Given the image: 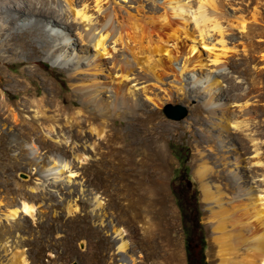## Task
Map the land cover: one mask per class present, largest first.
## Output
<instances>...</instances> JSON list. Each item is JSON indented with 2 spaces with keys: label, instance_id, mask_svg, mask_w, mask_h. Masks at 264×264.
Instances as JSON below:
<instances>
[{
  "label": "rangeland",
  "instance_id": "obj_1",
  "mask_svg": "<svg viewBox=\"0 0 264 264\" xmlns=\"http://www.w3.org/2000/svg\"><path fill=\"white\" fill-rule=\"evenodd\" d=\"M166 1L156 0V3L164 7ZM185 1L192 5L188 11L199 8V0ZM218 1L228 14L224 24H238L243 18L241 14L245 21H253V15L260 11L264 25V6L261 7L264 0ZM113 2L127 17L135 11L130 5L142 4L125 0ZM91 4L95 5V0H91ZM163 10L150 9L148 16H159ZM92 11L96 12L97 8ZM237 30L240 29L236 27ZM170 32L171 28L159 25L152 34L157 46L164 38L169 40L166 44L172 49V58L167 52L155 54L168 65L166 81L157 82L152 74L148 76L151 80L136 88L143 103L136 112L149 116L157 110L159 114L156 118L147 117L144 129L136 133L129 130L120 143L127 145L134 136L143 135L145 128L162 130V123L168 124L163 141L169 159L164 167L165 186L161 190L156 186L155 177H122L118 149L106 144V134L100 135L90 126L70 128L68 120L72 115L69 119H56L52 125L33 123V110L15 117L22 93L5 86L6 80L2 78L10 110L0 113L1 264H6L15 252L21 253L29 264H188L192 250L188 240L195 243L198 238L204 241L207 264L221 263L220 246L215 240L219 233L210 221L197 175V169L206 161L214 166V182L227 177L228 168L218 157L225 151L219 149L215 137L221 134V128L213 132L211 140L207 139L208 130L217 119H213L204 99L192 96L189 72L182 70L180 60L191 55L182 41L187 40L185 33L180 31L176 38H170ZM253 34L252 39H244L241 34L234 36L228 32L225 47L217 42L219 36H216L213 50L201 43L198 48L206 63L201 67L203 71L215 65L216 57L220 62L226 61L222 85L227 95L225 101L231 106L232 125L251 121L264 130V27ZM243 44L252 49L244 51ZM191 57L195 60L197 55ZM6 71L29 79L31 89L39 94L49 88L43 79L50 78L54 84L53 94L65 99L61 104H73L74 110L84 106L77 98L68 71L56 65L46 51L35 54L30 50L12 59H0V74ZM180 72L185 78L183 82L170 81ZM146 93L154 99H148ZM169 107H173L175 113L184 108L187 114L180 119L172 118L167 112ZM244 109L249 112L244 114ZM126 110H120L123 118H117L115 125H125L132 120V113ZM50 113L54 114V107ZM104 121L99 118L97 123L104 124L106 130ZM232 130L233 136L239 138V131ZM143 148L144 143H136L135 153L139 154ZM211 148H217L218 153ZM177 154L182 155V161ZM55 160L68 163V168L63 173L48 170ZM258 160L259 157H252V161ZM261 160L264 167V145ZM51 177L65 178L57 183ZM66 177H72L73 182H66ZM23 202L34 204L35 210L20 211L21 216L13 221L4 218L2 213ZM114 228L122 230L123 238L130 245L128 252L119 249L121 240L115 236ZM5 243H8L6 248Z\"/></svg>",
  "mask_w": 264,
  "mask_h": 264
},
{
  "label": "bare ground",
  "instance_id": "obj_2",
  "mask_svg": "<svg viewBox=\"0 0 264 264\" xmlns=\"http://www.w3.org/2000/svg\"><path fill=\"white\" fill-rule=\"evenodd\" d=\"M125 1L142 4L130 5L135 11L127 17L113 0H95L96 12L92 11L95 7L91 0H0V54L3 53L0 59H12L15 55L28 54L30 50L35 54L46 51L56 65L68 71L77 98L81 105L84 103L82 108L74 110L73 104L63 105L61 102L65 99L53 94L54 84L50 78L43 79L49 88L39 94L31 89L29 79L6 71L0 74V113L10 110V99L4 88L7 86L22 93L16 104L18 111L13 112L17 118L33 110V123L52 125L54 120L69 119L72 115L68 120L70 128L90 126L100 135L106 134V144L118 149L122 177H155L156 186L161 190L165 186L167 173L164 167L169 159L163 141L168 124L162 123V130L145 128L143 135L134 136L127 145L120 143L129 130L136 133L138 129H144L146 118H156L159 114L157 110L149 116L136 112L143 107L137 86L151 80L152 74L157 82H164L169 73L165 61L155 55L167 52L172 58V49L166 44L169 40L162 38V43L157 46L152 38L153 31L161 25L171 28L170 38H176L180 31L185 33L187 40L182 41L191 55L180 60L181 67L189 72L192 96L204 99L213 119H217L211 124L207 139L211 140L213 132L221 128V134L217 133L215 137L219 149L225 153L218 157L228 168L227 177H220L218 182L213 181L214 166L211 163L205 161L202 168L197 169L210 221L219 233L215 240L220 246V264H264V167L261 160L264 130L251 121L232 125L233 114L230 103L225 101L227 95L225 85H222L226 61L220 62L216 57L215 65L203 71L201 67L206 63L198 48L201 43L213 50L216 36H219L217 42L225 47L228 32L252 39L253 32L264 27L260 11L253 15V21H245L241 14L243 18L238 24L226 25L224 19L228 21V14L218 0H199V8L194 12L188 11L192 5L185 0H167L164 7L156 0ZM150 9L164 10L159 16H148ZM236 27L240 30L236 31ZM249 49L252 47L243 46L244 51ZM192 55L197 58L194 60ZM245 58L249 60L248 56ZM178 73L170 79L175 84L185 80L182 73ZM100 75H105L106 79ZM2 78L6 80L5 86ZM146 96L154 99L148 93ZM52 107L54 114L50 113ZM125 109L132 113V120L125 125H115L117 118H123L120 110ZM248 112L244 109V114ZM99 118L106 120V130L103 123L102 126L97 123ZM233 128L239 131V138L233 136ZM139 142L144 143L145 148L136 154L135 144ZM232 149L234 153L230 152ZM211 150L219 151L217 148ZM250 152L254 154L250 155ZM252 157H259V160L254 162ZM256 164L260 167L256 168ZM67 168L68 163L55 160L48 170L63 173ZM51 178L58 183L65 177ZM66 178V182L72 181V177ZM35 208L34 204L23 202L2 214L13 221L21 216L20 211L32 212ZM114 232L121 240L119 249L128 252L130 245L123 238L122 230L114 228ZM7 246L5 243L4 247ZM2 260L0 257V264ZM6 264L29 262L21 253L15 252Z\"/></svg>",
  "mask_w": 264,
  "mask_h": 264
},
{
  "label": "flooded vegetation",
  "instance_id": "obj_3",
  "mask_svg": "<svg viewBox=\"0 0 264 264\" xmlns=\"http://www.w3.org/2000/svg\"><path fill=\"white\" fill-rule=\"evenodd\" d=\"M188 244L189 247L192 245V250L190 249V256L188 257V264H207V258L203 249L204 241L198 238L195 243L188 240Z\"/></svg>",
  "mask_w": 264,
  "mask_h": 264
},
{
  "label": "water",
  "instance_id": "obj_4",
  "mask_svg": "<svg viewBox=\"0 0 264 264\" xmlns=\"http://www.w3.org/2000/svg\"><path fill=\"white\" fill-rule=\"evenodd\" d=\"M167 112H168V114H169L170 117L176 118V119L183 118L187 114V111L184 108H183V111L182 112L175 113L173 107H169L167 109ZM82 247H83V245H82ZM73 264H78V263L77 262H73Z\"/></svg>",
  "mask_w": 264,
  "mask_h": 264
},
{
  "label": "trees",
  "instance_id": "obj_5",
  "mask_svg": "<svg viewBox=\"0 0 264 264\" xmlns=\"http://www.w3.org/2000/svg\"><path fill=\"white\" fill-rule=\"evenodd\" d=\"M177 157H178L179 159H181V161L183 160L182 155H178V154H177Z\"/></svg>",
  "mask_w": 264,
  "mask_h": 264
}]
</instances>
